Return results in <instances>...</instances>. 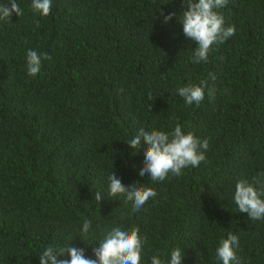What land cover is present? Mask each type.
Segmentation results:
<instances>
[{"label": "trees", "instance_id": "trees-1", "mask_svg": "<svg viewBox=\"0 0 264 264\" xmlns=\"http://www.w3.org/2000/svg\"><path fill=\"white\" fill-rule=\"evenodd\" d=\"M31 2L17 0L23 14L0 19V264H40L49 244L95 258L121 225L146 237L141 264L177 247L182 264H222L215 251L229 232L240 264H264V219L234 201L240 178L264 187V0L217 9L235 34L200 63L178 22L183 0H52L46 17ZM162 12L177 15L165 23ZM29 49L51 57L35 77ZM202 80L203 101L186 104L177 89ZM177 124L208 140L205 160L164 181L139 176L148 145L127 142ZM114 171L156 197L134 210L125 195L109 196Z\"/></svg>", "mask_w": 264, "mask_h": 264}, {"label": "clouds", "instance_id": "clouds-1", "mask_svg": "<svg viewBox=\"0 0 264 264\" xmlns=\"http://www.w3.org/2000/svg\"><path fill=\"white\" fill-rule=\"evenodd\" d=\"M228 0H183L184 10L178 16V22L182 25L183 33L189 41L197 42L194 51V62L207 61L213 44L224 43L235 34V26L225 27L224 17L218 11L224 7ZM52 0H32L31 8L34 13L48 16L51 12ZM15 12L22 15L17 0H9L7 4H0V19L10 18ZM164 22L171 21L177 13L170 12L164 15ZM37 25L39 21L37 20ZM51 59L48 53H38L29 49L26 54L27 73L35 77L41 71L42 60ZM215 77L213 76V79ZM207 80L199 84H187L177 89L178 94L186 104L199 105L204 97V89ZM212 94V90H209ZM148 145L144 152L143 166L139 169V176H148L153 182L164 181L169 173L175 176L182 174V169L198 167L205 160V151L209 148L207 139L201 140L193 132H185L180 124L171 131L152 128L146 131L143 128L139 134L130 139L127 144L134 150L141 148V139ZM109 196L118 194L126 196L132 201L134 210L141 209L150 198L156 197L157 193L152 187L143 185L126 186L117 178L114 171L109 177ZM259 179L253 178L250 182L247 178H240L235 185L234 201L238 211L247 213L255 221L264 219V187L257 188ZM102 199L100 192L95 193V200ZM91 221L85 219L80 229L83 239L89 233ZM84 240V239H83ZM85 241V240H84ZM86 242V241H85ZM99 247L92 249L95 258H86L85 249L67 245L57 247L49 244L39 256L40 264H141L142 248L147 243L146 237L140 235L138 227L125 228L123 225L113 227L107 232L105 238L99 241ZM239 237L229 232L226 238L219 241L215 251V257L222 264H240L237 256ZM70 259L60 257H68ZM184 254L177 247L172 249L167 260L162 259L159 252L151 257V264H182Z\"/></svg>", "mask_w": 264, "mask_h": 264}]
</instances>
